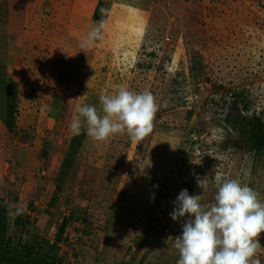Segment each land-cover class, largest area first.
<instances>
[{
	"label": "rangeland",
	"instance_id": "rangeland-1",
	"mask_svg": "<svg viewBox=\"0 0 264 264\" xmlns=\"http://www.w3.org/2000/svg\"><path fill=\"white\" fill-rule=\"evenodd\" d=\"M93 1L104 5L99 21L81 0H16L0 35L7 235L42 253L65 220L53 264H177L189 217L170 213L181 190L207 208L221 174L264 202V155L246 151L232 125L243 104L264 122V0ZM101 21L102 38L82 47ZM121 86L153 94L152 132L95 141L81 118L73 135L77 106L103 116L99 97ZM257 239L252 259L264 264V233Z\"/></svg>",
	"mask_w": 264,
	"mask_h": 264
},
{
	"label": "clouds",
	"instance_id": "clouds-1",
	"mask_svg": "<svg viewBox=\"0 0 264 264\" xmlns=\"http://www.w3.org/2000/svg\"><path fill=\"white\" fill-rule=\"evenodd\" d=\"M102 28L101 21L81 46H91L102 38ZM99 100L103 116L95 106H77L78 116L69 125L73 135L81 134V118L87 135L95 141L126 133L138 143L152 132L158 105L150 91L137 93L121 86L115 94L101 95ZM216 183L214 202L207 208L200 202L201 195H189L187 189L174 201L170 218L189 217L182 225V234L174 239L177 264H260L252 258L261 248L257 237L264 233V202L254 189L237 179L218 174ZM198 186L204 190V180L198 179Z\"/></svg>",
	"mask_w": 264,
	"mask_h": 264
},
{
	"label": "trees",
	"instance_id": "trees-1",
	"mask_svg": "<svg viewBox=\"0 0 264 264\" xmlns=\"http://www.w3.org/2000/svg\"><path fill=\"white\" fill-rule=\"evenodd\" d=\"M103 6L104 5L102 4V1H98L93 14V18L95 21L100 20L103 12ZM7 94L9 96H12V94L10 93ZM236 103L238 102L236 101ZM233 108L234 114L232 115V125L233 127L240 128V135L241 138L245 141L246 151L256 156L264 155V122L259 117L244 116L243 112L246 109L245 104H243L242 107L234 105ZM2 123L6 127H11L12 121L11 123ZM76 137L77 138L73 139V141L75 142L78 138H80V136ZM68 157L64 162V168H67V166H69L72 161V159L69 160ZM4 218L5 204L4 201L0 199V264H53V258L55 250L57 248V243L59 242L62 232L66 227L65 220H62L58 227L56 243L49 245L47 250L39 253L38 251H35L34 247H31L29 244H21L19 238L15 239V237L8 236L6 229L7 225L4 222ZM20 250H22V252L25 251V254L23 255L22 253H19Z\"/></svg>",
	"mask_w": 264,
	"mask_h": 264
},
{
	"label": "crops",
	"instance_id": "crops-1",
	"mask_svg": "<svg viewBox=\"0 0 264 264\" xmlns=\"http://www.w3.org/2000/svg\"><path fill=\"white\" fill-rule=\"evenodd\" d=\"M15 4L16 0H0V35L4 40V35H9L11 32V20L15 16ZM98 2L95 3L93 0L85 1L81 0V11H84L86 7L88 10L86 12V19L91 16L93 18V14ZM18 11V10H17ZM104 14V12H103ZM102 14V16H103ZM94 19V18H93ZM94 21V20H93ZM10 41V40H8ZM7 41V42H8ZM6 44V43H5ZM10 47V43H7ZM2 122V121H1Z\"/></svg>",
	"mask_w": 264,
	"mask_h": 264
}]
</instances>
